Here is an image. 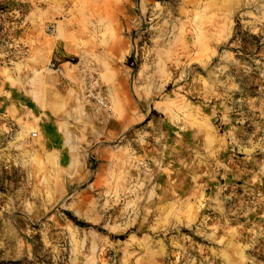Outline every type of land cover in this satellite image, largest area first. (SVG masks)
Masks as SVG:
<instances>
[{
    "label": "rangeland",
    "instance_id": "rangeland-1",
    "mask_svg": "<svg viewBox=\"0 0 264 264\" xmlns=\"http://www.w3.org/2000/svg\"><path fill=\"white\" fill-rule=\"evenodd\" d=\"M0 264H264V0H0Z\"/></svg>",
    "mask_w": 264,
    "mask_h": 264
},
{
    "label": "built area",
    "instance_id": "built-area-1",
    "mask_svg": "<svg viewBox=\"0 0 264 264\" xmlns=\"http://www.w3.org/2000/svg\"><path fill=\"white\" fill-rule=\"evenodd\" d=\"M51 66V68L53 69V70H55V72L56 73H58V74H60V75H62V69L59 67V66H56L54 63L52 64V65H50ZM96 84V83H95ZM96 100H97V102H98V104L101 106V107H103V108H107V103H106V101L104 100V98L103 97H96Z\"/></svg>",
    "mask_w": 264,
    "mask_h": 264
},
{
    "label": "crops",
    "instance_id": "crops-1",
    "mask_svg": "<svg viewBox=\"0 0 264 264\" xmlns=\"http://www.w3.org/2000/svg\"><path fill=\"white\" fill-rule=\"evenodd\" d=\"M62 27V26H61ZM59 28V27H58ZM62 33H63V35H65V33H64V31H63V27H62ZM59 34H58V29H57V36H58Z\"/></svg>",
    "mask_w": 264,
    "mask_h": 264
},
{
    "label": "bare ground",
    "instance_id": "bare-ground-1",
    "mask_svg": "<svg viewBox=\"0 0 264 264\" xmlns=\"http://www.w3.org/2000/svg\"><path fill=\"white\" fill-rule=\"evenodd\" d=\"M34 94H35V97L38 98L39 93L38 92L37 93L35 92Z\"/></svg>",
    "mask_w": 264,
    "mask_h": 264
}]
</instances>
